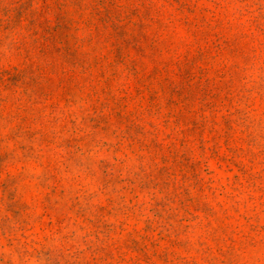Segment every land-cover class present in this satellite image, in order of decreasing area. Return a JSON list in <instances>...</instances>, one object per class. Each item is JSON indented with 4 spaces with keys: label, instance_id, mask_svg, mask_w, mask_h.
Here are the masks:
<instances>
[{
    "label": "clouds",
    "instance_id": "clouds-1",
    "mask_svg": "<svg viewBox=\"0 0 264 264\" xmlns=\"http://www.w3.org/2000/svg\"><path fill=\"white\" fill-rule=\"evenodd\" d=\"M0 264H264V0H0Z\"/></svg>",
    "mask_w": 264,
    "mask_h": 264
},
{
    "label": "rangeland",
    "instance_id": "rangeland-1",
    "mask_svg": "<svg viewBox=\"0 0 264 264\" xmlns=\"http://www.w3.org/2000/svg\"><path fill=\"white\" fill-rule=\"evenodd\" d=\"M113 31L116 33L117 37L122 38L125 35L123 28L117 29L115 25L113 26ZM135 39H136L135 37H132L131 40H124L125 47H127L130 43L135 41ZM119 54H120V49L117 48V50H116L117 57H119Z\"/></svg>",
    "mask_w": 264,
    "mask_h": 264
}]
</instances>
